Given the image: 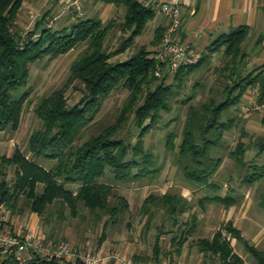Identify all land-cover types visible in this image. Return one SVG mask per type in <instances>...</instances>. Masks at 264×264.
Wrapping results in <instances>:
<instances>
[{
  "label": "trees",
  "instance_id": "1",
  "mask_svg": "<svg viewBox=\"0 0 264 264\" xmlns=\"http://www.w3.org/2000/svg\"><path fill=\"white\" fill-rule=\"evenodd\" d=\"M25 1L0 0V133L7 130L15 132L20 126L29 94L25 92L13 98L12 93L27 85L31 65L46 57L67 54L80 44L85 43L86 47L71 62L64 88L41 97L35 103L34 113L40 127L29 135L25 152L16 147L10 156L0 157V205L18 216L22 215L25 207L40 219L45 216V223L49 221L45 212L55 203L61 206L60 218L62 208H68L70 215L75 217L82 205L96 221L107 216L95 250L102 248L108 225L117 222L130 207L127 199L116 193L112 184L98 180L104 177L106 168L111 169L112 180L120 184L158 175L161 168L156 167L153 154L145 151L144 137L159 123L162 113L171 112L169 100L174 89H182L186 78L216 53L224 58L220 73L230 72L231 85L223 90L225 98L221 102L211 98L197 106H189L180 143L176 144V134L169 132L165 151L169 154L177 151L183 177L188 183L213 191L218 189L212 179L223 159L213 157L211 153L220 146L225 132L234 126L233 118L222 120L223 113L238 106L243 95L252 87L258 91L257 103L264 104V65L245 76L232 70L245 59L242 45L248 35L246 26L212 41L197 64L180 68L174 79L166 82L154 77L156 64L151 60V51L146 44L139 46L124 61H110L112 57L125 53L144 33L155 16L151 6L140 0H96L123 9L121 20L111 18L104 23L98 18H88L54 31L42 24L46 18L42 15L33 30L24 35L17 24ZM115 27L121 34L119 44L114 51L108 52L105 42ZM164 31V28H157L149 45L156 46ZM74 83L82 85L83 94L78 102L70 105L65 88ZM118 88L126 91L128 96L115 121L82 140L103 101ZM194 97L183 103L190 102ZM130 115L140 130L138 140L132 146L116 137ZM261 124L264 127V117ZM241 136H245L244 130H241ZM256 147L258 153H264V132ZM247 150V145L240 138L227 156L238 167L247 168L244 181L252 184L264 178V164L247 165ZM39 161L50 163V166L46 168ZM8 168L13 169L15 177L10 184L5 179ZM69 186H76L77 189L74 191ZM20 198H23V208L19 207ZM201 201L225 208L236 202L231 196L219 195L206 196ZM261 203L264 206V200ZM186 205V200L178 195L150 194L139 207L144 218L142 234L148 232L156 209L161 208L177 226L176 216L184 212ZM195 223L190 221L186 229H179V236L171 238L169 249L162 248L161 235L157 233L151 254H134L132 260L151 264L174 262V256L181 254L187 236L195 232ZM232 239L243 245L255 264H264V251L246 241L232 221L225 222L211 237L193 238L190 245L205 257L206 264H245L231 246ZM0 264L17 263L0 252ZM28 264L64 263L35 257Z\"/></svg>",
  "mask_w": 264,
  "mask_h": 264
},
{
  "label": "rangeland",
  "instance_id": "2",
  "mask_svg": "<svg viewBox=\"0 0 264 264\" xmlns=\"http://www.w3.org/2000/svg\"><path fill=\"white\" fill-rule=\"evenodd\" d=\"M55 3L52 0L48 2L26 0L18 16L19 23L17 26H19L21 34L25 35L26 32L33 30L35 23L40 19L32 20L29 18L30 14L39 13L41 16L45 15L46 18L42 24L45 27H51V30L54 31L62 30L79 20L88 19V16H84L80 11L75 12L73 9L69 10L71 12L68 15H61L64 14L61 10L53 13L52 7ZM122 11L123 9L121 8L120 10L113 9L108 16L104 17L103 22L106 23L111 18L121 20ZM67 20L69 21L68 24L66 23ZM149 26L148 24L144 33L135 39L133 45L125 53L112 57L110 61H124L139 46L148 45L152 38L149 31H147ZM120 36L119 28H113L105 42L108 52H112L117 48ZM85 47V43L80 44L67 54L54 58L46 57L31 65L27 85L12 93L13 98H17L25 92H28L29 95L24 105L18 130L15 132L7 130L0 133V157L3 155L10 156L16 147L25 152L29 135L40 127L39 120L34 113L35 103L41 97L64 88L70 75L71 62ZM248 51L247 45L243 44L242 52L245 53V57ZM254 55L252 52V58L256 57ZM252 58L251 61L254 62L255 66H251V68L264 62L262 57ZM223 61L222 55L221 57H213V59L205 61L198 71L186 78L182 89H174L173 95L169 100L172 108L171 112L162 113L159 123L144 137L145 151L153 154L156 167L161 168L157 176H148L134 182L120 184L112 180L111 169L106 168L104 177L98 180L99 182L112 184L116 193L127 199L130 207L129 210L121 214L117 222L108 225L107 238L105 243H103L107 248L117 249L121 253L128 250L132 255H150L154 236L157 233L161 235L162 248L167 249L170 246L171 238L179 236V229H186V224L194 221L196 222V230L187 236V240L184 243V245L191 246L193 238L210 237L225 222L231 220L241 230L242 236L246 241L264 250V206L261 203L264 200V178L252 184H247L244 181L248 172L247 168L238 167L227 156L228 152L233 150L237 141L242 138L248 147L245 154L246 164H264V153H258L256 147L262 132H264V127L260 124L261 118L264 117V104L259 105L257 103V88H249L243 95L240 104L236 107H231L222 115L223 121L230 117L233 118L234 126L225 132L220 146L211 153L213 157H222L223 159L222 165L212 179L218 188L216 191L188 183L183 177L177 151L174 154H169L165 151L166 135L169 132H174L177 136L175 143H180L189 106H197L199 103L207 102L211 98L215 102H221L225 98L223 90L227 85H231V80L229 71H225L223 74L219 71ZM251 68L246 64L245 59L232 70L236 74L240 73L243 75L246 72H251ZM82 94L83 88L79 83H74L70 87L65 88V96L70 105L78 102ZM127 96L128 93L126 91L118 88L106 98L94 122L85 130L82 140L92 133L100 131L106 125L113 123ZM191 96H195L194 99L188 103H183ZM241 130L245 132L243 137L241 136ZM139 131L133 123L132 115H130L127 123L117 133L116 137L123 139L132 146L138 140ZM39 163L46 168L50 166V163L43 161H39ZM1 178L2 176L0 175V181ZM5 179L9 184L14 181L15 177L12 168L6 169ZM69 188L74 191L77 189L76 186H69ZM164 193L183 197L186 200L187 207H185L184 212L177 214V226L173 225L171 219L161 208L156 209L151 226L148 232L143 235L144 218L139 211V207L150 194L160 195ZM212 195L231 196L236 202L231 207L225 208L223 205L201 201L204 197ZM19 207L23 208V198H20ZM60 210L61 206L57 203L48 207L45 212L49 217L48 223L44 222L45 216L41 217L42 220L25 207L21 216L12 215L7 211L8 221L6 225L13 230V224L19 221L23 225V229H25L24 226L30 223L33 216H36L37 225H32L35 230H40L47 239L64 242L77 248L95 250L103 222L107 216L96 221L94 216L80 205L77 216L72 217L68 208H62V218H60ZM257 237H261L259 243H257ZM231 244L235 246L234 249L238 253L246 254L241 243L235 245V241L232 240ZM245 262L246 264H255L249 257L245 259ZM168 264L181 263L178 260H174V262Z\"/></svg>",
  "mask_w": 264,
  "mask_h": 264
},
{
  "label": "crops",
  "instance_id": "3",
  "mask_svg": "<svg viewBox=\"0 0 264 264\" xmlns=\"http://www.w3.org/2000/svg\"><path fill=\"white\" fill-rule=\"evenodd\" d=\"M48 2L50 0H42ZM56 3L52 7V12L56 13L61 10L64 14L68 15L73 9L75 12L80 11L84 16L88 18L97 17L100 20H104V17L108 16L113 9H116L113 5L103 4L96 0H52ZM145 5L151 6L155 10L154 18L148 23L150 26L147 31L153 37V32L157 28H166V18L160 10V6L163 3L177 2L181 5L182 12V24L179 32V39L181 42L187 43L192 50L203 55L206 52L208 46L215 39L227 35L241 26L248 28V35L244 42L247 45L249 51L246 59V64L251 68L255 66L254 62L251 61L252 52L255 54L254 58H264V0H140ZM89 9V11H87ZM68 24L69 21L67 20ZM147 24V25H148ZM152 38L150 39L151 42ZM149 42V43H150ZM148 50L151 52L155 48L154 45H149ZM251 54V55H250ZM213 57H221L220 53H216ZM252 58V59H254ZM244 59V60H245ZM264 65V62L258 64V68ZM251 70V71H252ZM250 72V71H249ZM249 72L243 74L247 75ZM261 124V120H260ZM262 126V124H261ZM36 215V214H35ZM37 216V215H36ZM33 216L30 223L24 226L25 229L35 230L32 224L37 225V217ZM231 221V220H228ZM237 228V226L233 223ZM29 227V228H28ZM13 231L16 233H24L23 225L17 221L13 224ZM238 229V228H237ZM240 232L241 230L238 229ZM242 235V233H241ZM212 236V235H211ZM210 236V237H211ZM261 236V235H260ZM243 237V236H242ZM235 245H238L235 239ZM231 240V241H232ZM261 241V237H257V243ZM254 245V244H253ZM233 248V244H231ZM243 246V245H242ZM258 248L256 245H254ZM106 247L102 245V248ZM244 248V247H243ZM89 249V248H88ZM169 249V247H168ZM194 246L183 245L181 254L179 257L174 256V260H178L181 264H206V259L202 254L195 250ZM259 249V248H258ZM92 250V249H89ZM261 250V249H259ZM236 254L245 262V259L249 257L251 261L253 259L245 251L246 254H241L236 251ZM264 251V250H261ZM121 253V252H120ZM126 257H131L132 254L125 250L122 252ZM62 263L66 264L65 261ZM68 263V262H67Z\"/></svg>",
  "mask_w": 264,
  "mask_h": 264
},
{
  "label": "built area",
  "instance_id": "4",
  "mask_svg": "<svg viewBox=\"0 0 264 264\" xmlns=\"http://www.w3.org/2000/svg\"><path fill=\"white\" fill-rule=\"evenodd\" d=\"M160 10L167 24L150 58L156 64L154 77L171 82L180 68L197 64L201 54L179 39L182 24L181 5L177 2L163 3ZM29 18H41V14H30ZM7 217V210L0 205V252L6 257H11L17 264H28L35 257L65 261L68 264H151L135 262L116 249L100 248L93 251L54 242L47 239L38 229L16 233L6 225Z\"/></svg>",
  "mask_w": 264,
  "mask_h": 264
}]
</instances>
